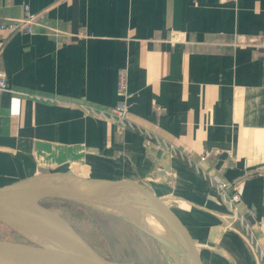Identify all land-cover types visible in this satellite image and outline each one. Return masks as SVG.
I'll return each mask as SVG.
<instances>
[{
    "label": "crops",
    "instance_id": "0c3cea01",
    "mask_svg": "<svg viewBox=\"0 0 264 264\" xmlns=\"http://www.w3.org/2000/svg\"><path fill=\"white\" fill-rule=\"evenodd\" d=\"M26 15L31 33L0 30V187L76 169L147 181L205 264H257L205 170L237 183L264 264V0H0V20ZM123 68L134 128L120 129L85 109L123 99ZM146 132L176 150L156 146L169 182L151 180Z\"/></svg>",
    "mask_w": 264,
    "mask_h": 264
},
{
    "label": "water",
    "instance_id": "95a60500",
    "mask_svg": "<svg viewBox=\"0 0 264 264\" xmlns=\"http://www.w3.org/2000/svg\"><path fill=\"white\" fill-rule=\"evenodd\" d=\"M145 151L146 156L158 166L151 173V180L169 182V152L152 145L145 146ZM124 194L127 199L133 194L142 196L143 202L136 207L147 208L165 218L170 230L176 233L179 245L132 217L115 212L112 197L117 199ZM52 198L78 200L99 208H107L105 204L111 205L108 211L128 220L173 253L179 255L182 252L181 264H205L200 246L178 211V203L158 193L147 181L91 178L78 174L77 169L71 173H43L0 187V222L27 240L14 242L0 239V264H134L113 260L100 253L69 219L46 205L45 200ZM122 204L133 206L131 202L124 201ZM235 230L244 238L256 263L260 264L250 240Z\"/></svg>",
    "mask_w": 264,
    "mask_h": 264
},
{
    "label": "rangeland",
    "instance_id": "374dc122",
    "mask_svg": "<svg viewBox=\"0 0 264 264\" xmlns=\"http://www.w3.org/2000/svg\"><path fill=\"white\" fill-rule=\"evenodd\" d=\"M126 197L127 195L124 194L122 196L124 200L120 201L127 202ZM45 203L69 219L100 253L113 260L134 264H181L180 256L181 258L184 256L182 252H179V255L176 253V255L168 247L128 220L108 211V208H99L96 205L63 198L47 199ZM114 210L132 217L153 232L163 236L166 234L164 228L153 217H150V220L139 221L133 211ZM170 238L179 245L175 233L172 232ZM0 239L27 242L23 236L1 222Z\"/></svg>",
    "mask_w": 264,
    "mask_h": 264
},
{
    "label": "built area",
    "instance_id": "2783aa9c",
    "mask_svg": "<svg viewBox=\"0 0 264 264\" xmlns=\"http://www.w3.org/2000/svg\"><path fill=\"white\" fill-rule=\"evenodd\" d=\"M27 6H25L24 10L26 11ZM38 24L35 16L26 15L20 18H9L6 20H0V30H6L9 32H23V33H31L33 31V25ZM2 77L0 76V81ZM127 86H128V77L127 72L123 68L118 72L117 79V93L123 98L116 105L106 108L96 107V106H88L86 107V112L90 113L93 116H97L99 118L109 120L117 125L120 129L122 128H134V124L128 119V103L125 101L127 96ZM10 90L4 81L0 82V90ZM146 134L145 145H154L152 141V136L149 133ZM155 145L164 147L170 152L176 153L174 146H169L163 140H157L155 138ZM189 156V154H188ZM201 160H205L204 156H201ZM202 175L208 180L209 185L216 191L218 196L220 197L223 204L226 205L229 215L230 221L228 222V227H235L233 222L240 223L245 228V232L243 233L252 243V245L256 250V245L252 242L251 236L248 234L249 226L245 219V215L239 212L238 205L242 200L240 191L238 189V185L236 182H228L220 177L218 174H209L205 173V170H201ZM258 254V253H257ZM259 256V255H258Z\"/></svg>",
    "mask_w": 264,
    "mask_h": 264
},
{
    "label": "bare ground",
    "instance_id": "6f19581e",
    "mask_svg": "<svg viewBox=\"0 0 264 264\" xmlns=\"http://www.w3.org/2000/svg\"><path fill=\"white\" fill-rule=\"evenodd\" d=\"M112 200L115 203L113 206L115 207L116 210L122 211V212L133 211V212H135L134 214H136V216H137L136 218L139 221L140 220H150V217L155 218L158 221V223L164 228V230L166 232V234H164V236L166 237V235H167V238H170L173 230L172 231L170 230V225L165 218H163L159 214L152 212L151 210H149L147 208L136 207V206H138L137 204H140L141 202H143V198L141 196L133 194L132 196H130V198H128L126 200L127 202L133 203V206L135 205L134 207L133 206L130 207V206H126V205L122 204V201H120V200H124V199H122V196L117 197V199H115V197H112ZM89 201L95 202V201H93V199H90ZM94 204H96V203H94ZM97 204H100V206H102L101 202L100 203L98 202ZM105 206L107 208H109L111 205L105 204ZM175 235H176V233H175Z\"/></svg>",
    "mask_w": 264,
    "mask_h": 264
}]
</instances>
